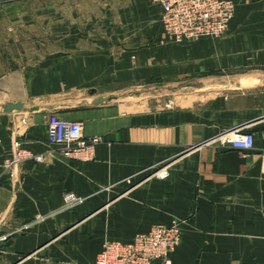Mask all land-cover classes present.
I'll list each match as a JSON object with an SVG mask.
<instances>
[{
  "label": "crops",
  "instance_id": "0c3cea01",
  "mask_svg": "<svg viewBox=\"0 0 264 264\" xmlns=\"http://www.w3.org/2000/svg\"><path fill=\"white\" fill-rule=\"evenodd\" d=\"M231 1L223 37L174 42L153 0H62L50 45L0 49V258L55 244L92 264L107 239L176 224L171 264H264V0ZM50 114L98 138L91 159L46 142ZM240 126L244 153L222 142ZM14 140L42 162L5 170Z\"/></svg>",
  "mask_w": 264,
  "mask_h": 264
},
{
  "label": "built area",
  "instance_id": "2783aa9c",
  "mask_svg": "<svg viewBox=\"0 0 264 264\" xmlns=\"http://www.w3.org/2000/svg\"><path fill=\"white\" fill-rule=\"evenodd\" d=\"M162 8L161 22L165 31L177 39L217 37L227 28L234 6L230 0H153ZM25 123V120L23 119ZM46 142L55 146L67 159L89 160L97 137H84L82 124L54 114L46 118ZM222 142L244 153L253 148V135L245 127H236ZM43 155L11 143V154L4 160L5 170L25 161L42 162ZM12 177V172H9ZM66 206L81 202L72 193L64 195ZM176 224L153 226L147 233H138L127 242L105 240L92 264H171L170 255L180 242Z\"/></svg>",
  "mask_w": 264,
  "mask_h": 264
},
{
  "label": "rangeland",
  "instance_id": "374dc122",
  "mask_svg": "<svg viewBox=\"0 0 264 264\" xmlns=\"http://www.w3.org/2000/svg\"><path fill=\"white\" fill-rule=\"evenodd\" d=\"M154 3L159 5L156 2ZM233 6V14L228 22L226 30L217 37L177 39L165 31L161 22V15L160 22L164 32L174 42L198 39H219L227 32L230 21L235 14L234 3ZM68 9H73L74 11L72 6L68 8V5L62 4V0H0V49H38L40 43L44 46L50 45L51 38L46 34L42 37H38V30L50 31V29H52L51 27L55 25L60 29L66 30L70 11H68ZM77 22L78 26L82 27L81 17H79ZM0 250H2V246H0ZM36 250L37 256L33 255L29 257L31 254L35 253ZM10 257L11 258L8 259L0 258V264H66L64 261L68 256L66 253H61L59 246L49 244L46 246H38L28 253L15 252V254H12ZM24 258L27 260L25 261Z\"/></svg>",
  "mask_w": 264,
  "mask_h": 264
},
{
  "label": "water",
  "instance_id": "95a60500",
  "mask_svg": "<svg viewBox=\"0 0 264 264\" xmlns=\"http://www.w3.org/2000/svg\"><path fill=\"white\" fill-rule=\"evenodd\" d=\"M21 108L20 104H10L7 107L4 108L5 111H10V110H19Z\"/></svg>",
  "mask_w": 264,
  "mask_h": 264
}]
</instances>
